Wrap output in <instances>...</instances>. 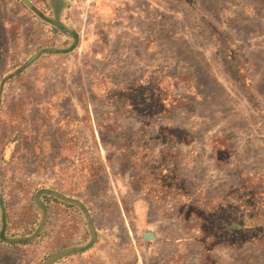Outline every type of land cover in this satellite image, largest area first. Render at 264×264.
Segmentation results:
<instances>
[{"label": "rangeland", "instance_id": "obj_1", "mask_svg": "<svg viewBox=\"0 0 264 264\" xmlns=\"http://www.w3.org/2000/svg\"><path fill=\"white\" fill-rule=\"evenodd\" d=\"M0 264H264V0H0Z\"/></svg>", "mask_w": 264, "mask_h": 264}, {"label": "trees", "instance_id": "obj_2", "mask_svg": "<svg viewBox=\"0 0 264 264\" xmlns=\"http://www.w3.org/2000/svg\"><path fill=\"white\" fill-rule=\"evenodd\" d=\"M196 209H199L200 211H202V209H200V208H196ZM204 211V210H203ZM202 211V212H203ZM212 212V211H211ZM214 213H216V212H214ZM220 214V212H218L217 214H216V216H218ZM233 224V226H234V229H239V227L240 228H243L244 227V225H240V226H238V224H235V223H232ZM216 225H218V224H211V228H212V231H214V232H216V233H218L219 232V230H217V228H216ZM214 245H216V242L215 241H211V242H209L208 244H207V246H209L210 248L212 247V246H214ZM211 250V249H210Z\"/></svg>", "mask_w": 264, "mask_h": 264}, {"label": "water", "instance_id": "obj_3", "mask_svg": "<svg viewBox=\"0 0 264 264\" xmlns=\"http://www.w3.org/2000/svg\"><path fill=\"white\" fill-rule=\"evenodd\" d=\"M144 239L145 240H155L156 236L153 232H145L144 233Z\"/></svg>", "mask_w": 264, "mask_h": 264}]
</instances>
